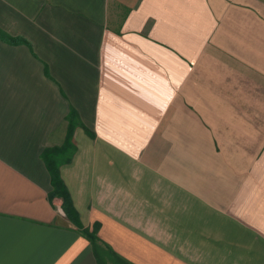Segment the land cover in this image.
Masks as SVG:
<instances>
[{
  "label": "crops",
  "instance_id": "obj_1",
  "mask_svg": "<svg viewBox=\"0 0 264 264\" xmlns=\"http://www.w3.org/2000/svg\"><path fill=\"white\" fill-rule=\"evenodd\" d=\"M71 110L121 264H264V0H0V264H98Z\"/></svg>",
  "mask_w": 264,
  "mask_h": 264
},
{
  "label": "trees",
  "instance_id": "obj_2",
  "mask_svg": "<svg viewBox=\"0 0 264 264\" xmlns=\"http://www.w3.org/2000/svg\"><path fill=\"white\" fill-rule=\"evenodd\" d=\"M69 129L65 144L60 148L48 149L44 153V160L51 176L52 190L49 194L51 201L60 199L62 201L61 208L67 219L77 225L81 233L89 239L94 250L98 264H107L106 258H113L116 264L123 263V260L113 254V252L101 244L95 231L84 229L80 225L79 213L77 212L71 194L61 177V167L72 162L76 152V146L73 143L75 129L79 126V117L75 110H71L69 116Z\"/></svg>",
  "mask_w": 264,
  "mask_h": 264
}]
</instances>
